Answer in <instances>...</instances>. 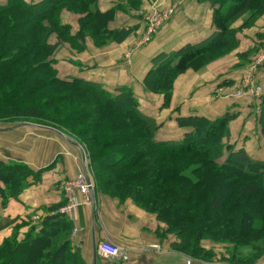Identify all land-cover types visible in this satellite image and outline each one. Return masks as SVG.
I'll use <instances>...</instances> for the list:
<instances>
[{
	"label": "trees",
	"instance_id": "16d2710c",
	"mask_svg": "<svg viewBox=\"0 0 264 264\" xmlns=\"http://www.w3.org/2000/svg\"><path fill=\"white\" fill-rule=\"evenodd\" d=\"M198 1L211 3L217 31L152 60L144 85L164 95V107L170 105L180 75L199 71L238 48V21L243 20L240 29L249 28L264 15V0ZM128 2L138 5V0ZM66 10L85 15L77 35L62 21ZM114 13L101 12L99 0H7L0 5V119L27 116L88 137L97 190L122 202L131 199L155 214L166 224L167 234L180 242L175 246L180 253L208 259L212 253L201 242L221 240L233 244L232 260L258 261L264 256V212L257 207H264V161L224 143L235 116L182 117L179 125L191 131L181 140L160 141L159 125L142 113L131 88L112 93L101 84L62 80L48 61L63 41L77 45L90 36L102 47L107 40L126 39L129 31L109 29ZM54 35L60 43L50 42ZM47 89L53 93H43ZM70 123L80 129L73 131ZM260 123L264 133V98ZM33 175L24 164L0 162V183L5 185L0 195L5 200L17 197ZM72 229L61 214L47 217L23 240L16 228L0 243V264H87L72 246Z\"/></svg>",
	"mask_w": 264,
	"mask_h": 264
},
{
	"label": "crops",
	"instance_id": "0c3cea01",
	"mask_svg": "<svg viewBox=\"0 0 264 264\" xmlns=\"http://www.w3.org/2000/svg\"><path fill=\"white\" fill-rule=\"evenodd\" d=\"M6 3L7 0H0V5ZM99 8L103 13L115 9L110 30H126L130 34L105 47L96 46L91 38L84 41L85 48L81 41L73 48L64 47L54 65L60 79L76 78L101 84L109 92L131 88L142 113L159 125L156 138L160 141L181 140L191 131L179 125V118L197 116L216 120L229 113L235 118L229 124V136L224 143L234 151L244 150L252 159L264 161V133L260 123L264 67L254 76V82L261 88L260 94L247 90L242 96H235L250 68L239 66L240 55L264 47V15L251 27L238 31L239 46L232 54L199 71L190 69L180 75L174 82L171 103L164 107V95L149 92L144 86L153 67L152 60L159 54L200 43L214 34L217 30L211 3L138 0V5L132 6L128 0H99ZM171 8L174 13L170 20L145 42L146 16ZM79 18L71 13L62 14L63 23L72 27V35L79 31ZM242 25L243 20L238 21L234 28ZM0 162L24 164L34 172L28 179L29 186L17 197L5 200L0 195V243L11 238L16 228H19L18 239L23 240L32 228L58 214L66 203L62 184L74 179L81 170L90 175L79 143L57 129L32 122L0 123ZM93 178L90 176L94 183L92 203L83 204L77 216L70 220L72 246L87 264H224L215 257L207 261L180 253L175 249L180 242L175 235L167 234V226L155 214L139 208L131 199L122 202L97 190ZM0 186L5 188L3 183ZM103 241L127 248L129 261L113 263L103 258L98 251ZM207 243L203 242L202 248L212 252Z\"/></svg>",
	"mask_w": 264,
	"mask_h": 264
},
{
	"label": "built area",
	"instance_id": "2783aa9c",
	"mask_svg": "<svg viewBox=\"0 0 264 264\" xmlns=\"http://www.w3.org/2000/svg\"><path fill=\"white\" fill-rule=\"evenodd\" d=\"M173 13L174 8H171L162 13L154 11L151 15H147L148 32L146 41H149L151 37L156 34L158 28L170 20ZM262 67H264V49L255 57L250 66L249 75L245 76L240 81L235 96H242L247 90H251L254 94H260L261 88L254 82V76ZM62 190L66 196V203L58 210V214L65 216L69 220H73L83 204L92 203L94 183L90 179L89 173L81 170L74 179L62 184ZM98 251L103 258L113 263H127L130 259L129 250L127 248L116 246L109 241L101 242L98 246Z\"/></svg>",
	"mask_w": 264,
	"mask_h": 264
},
{
	"label": "rangeland",
	"instance_id": "374dc122",
	"mask_svg": "<svg viewBox=\"0 0 264 264\" xmlns=\"http://www.w3.org/2000/svg\"><path fill=\"white\" fill-rule=\"evenodd\" d=\"M65 13H71V14H74V15H77V16H80V18H79V31H80V19L81 18H83L85 15H81V14H76V13H73V12H71V11H64L63 12V14H65ZM162 13V12H161ZM140 14V13H139ZM146 21H147V16H146ZM148 22V21H147ZM70 26V25H69ZM70 28H71V30H70V32H71V34H72V27L70 26ZM241 28V27H240ZM239 28V31L240 30H242V29H240ZM159 29V28H158ZM79 31L77 32V34L79 33ZM130 32V31H129ZM147 32H148V26H147V31H146V36H147ZM77 34H75V35H77ZM146 36H145V39H146ZM86 38H91L93 41H94V43H95V45L96 46H98V44L96 43V41L92 38V37H90V36H87V37H85V39L84 40H82L81 42H82V46H84V48H85V40H86ZM52 44H58V43H60V41H59V39H58V37L56 36V35H54V37L51 39V41H50ZM78 43H77V45H80L79 44V42L80 41H77ZM84 42V43H83ZM107 43L104 45V46H102V47H105V46H107V45H109V43L110 42H113V40H107L106 41ZM145 42H146V40H145ZM148 42V41H147ZM61 44L62 45H60V48H59V50L55 53V55L53 56V57H50L49 58V62H51V64L54 66L55 65V63H56V57H57V54L61 51V49H63L64 47H71V48H73V46H76L75 44H72V43H70V42H61ZM98 47H100V46H98ZM264 49V47H262V48H259V47H256V48H253V51H252V54H248V53H245V54H242V55H240V62H239V66H243V67H246V66H251L252 64V62L254 61V59H255V57L259 54V52L260 51H262ZM236 50V49H235ZM235 50H233L232 52H230L228 55H230V54H232ZM228 55H225V56H223L222 58H224V57H226V56H228ZM252 55V56H251ZM243 56V57H242ZM128 57H130V56H128ZM253 60V61H252ZM251 61V62H250ZM55 68V67H54ZM249 70H250V68H249ZM57 71V70H56ZM57 74H58V72H57ZM40 75H42V74H40ZM59 77V76H58ZM146 79V78H145ZM144 82H145V80H144ZM145 86V85H144ZM53 90H54V88H53ZM52 89H47L46 91H44L43 93H47V92H49V93H53L52 91H53ZM62 92H65L64 90L62 91ZM150 92V91H149ZM112 93H115V92H112ZM162 95V94H161ZM165 98V97H164ZM31 115H33L34 113H30ZM27 115V114H26ZM37 120H34V119H32V118H28L27 116L26 117H22V119H18V121H16V120H1L0 119V123L1 122H12V123H15V124H17V123H22V122H32V123H34V124H39V123H37L36 122ZM90 124V121H87V124H86V126L87 125H89ZM41 125H43V124H41ZM43 126H46V127H50V128H54V129H57L58 131H60V132H62V133H64L68 138H70L71 140H73V141H75V142H77V143H79L81 146H82V148H83V150H84V154H85V160H87L88 161V165H89V168H90V176L93 178V176H94V169H93V167H92V160H91V157H90V151H89V148H88V137H86V136H81L79 133H73V132H71L70 130H68V129H66V127H63L61 130H59L58 128H56V127H52V126H47V125H43ZM71 126H73V127H75L74 129H72L73 131L74 130H77V129H80V127H78V125H71V123H70V125H69V127L71 128ZM85 126V127H86ZM92 129V128H91ZM93 180H94V178H93ZM253 201H256V199H253ZM257 207H259L258 208V211L259 212H261V213H263L264 212V207H261L260 208V205L258 204L257 205ZM140 208V207H139ZM240 221H241V218H240ZM165 224V223H164ZM166 225V224H165ZM221 241V240H220ZM215 241V240H211V239H206L204 242H208L207 244H208V246L211 248V249H209V250H212V257L211 258H208V259H204V260H207V261H209V260H211V259H213L214 257L216 258V261L217 262H222V263H224V264H247L245 261H243L242 263H239V262H237L238 260H236L235 258H237V257H235L234 258V260H232V256H233V250H234V246H233V244H229L227 241ZM202 243L203 242H201V246H202ZM208 250V249H207ZM186 255V254H185ZM190 257V256H189ZM190 258H192V257H190ZM194 259H198V258H194ZM249 264V263H248ZM251 264H264V256L263 257H261L258 261H256V262H254V263H251Z\"/></svg>",
	"mask_w": 264,
	"mask_h": 264
}]
</instances>
